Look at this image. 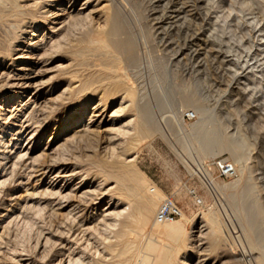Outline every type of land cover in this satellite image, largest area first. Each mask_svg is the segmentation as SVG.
<instances>
[{
  "label": "rangeland",
  "instance_id": "obj_1",
  "mask_svg": "<svg viewBox=\"0 0 264 264\" xmlns=\"http://www.w3.org/2000/svg\"><path fill=\"white\" fill-rule=\"evenodd\" d=\"M82 1L76 3L77 8ZM106 1L92 0L95 5L92 4L90 20L80 19L77 26L75 25V31H72V38L84 39L81 48L85 54L83 52L79 55L71 53L68 54L69 56L63 55L62 57L66 59L65 63L68 64L66 73L63 72L64 70L43 73L41 79L48 81L47 87L42 92L45 100H42L38 106L33 107L34 105L30 104L21 108L20 112L15 113L17 115L15 119L25 117L36 125L38 122L35 119L40 123L44 121L47 126L35 139L38 146L37 154L49 145L58 144L59 147H68L65 156L70 159L79 158L81 160L79 168L83 172L97 174L101 183L96 182L95 185L98 183L97 185L102 188L101 191L107 190L114 183L113 178L109 179L105 173H102L99 161L108 157L112 151L120 154L123 149H126L125 156L128 160L133 156L132 167L138 182L145 184L144 192H147L149 187H155L162 194L151 219L140 226L139 224L132 226L137 232L136 243L141 241L140 243L143 244L149 238L163 245L191 243L193 255L199 257L198 253L203 252L200 256L202 259L206 258L207 264L215 262L259 264V256L264 249V216L258 214L255 203L258 200L264 206V0H186V3L183 2L185 0H179V6H186V13L183 20H179L176 25L172 23L169 0ZM113 15L121 24V40L129 42L130 49L118 52L111 48L100 47L98 44L91 46L93 43L89 41L90 26L101 28ZM0 17V38L3 39V41L0 39V42L8 44L21 34V26L27 19L23 16L13 20L6 16ZM185 27H188V30ZM40 31L44 30L41 28ZM22 39L25 40L23 36ZM12 58L2 60L4 65L0 66V102L7 100L8 105L16 101L10 100L11 92L3 87L6 75L1 77V72L6 71L10 74L13 73L11 70H14V67L20 66V62L12 63ZM123 72L128 74L127 82L136 92L132 99L125 96L122 91L118 95L113 94L115 77ZM69 80L76 82L74 85L78 84L76 80L89 81L94 94L93 98L86 99L79 107L74 106L72 111L68 110L71 106L70 93L67 91L62 93L70 83ZM50 88L51 100H48L47 90ZM105 94L110 95L108 99L103 97ZM190 94H194L200 104L210 111L213 122L211 126L215 127L219 123L222 125V132L230 137L229 146L233 151L241 156L250 157L247 175L245 173L246 176L241 184L236 185L238 187L235 186L236 183L233 184L236 176L222 178L213 166V163L220 159L233 163L234 157L231 152L223 150L212 156H200L196 152L192 136L179 128V115L186 111H195V106H188L185 109L181 107L185 97ZM26 95L24 93L20 101L26 100ZM102 97L104 98L102 107L106 105L109 114L112 110L120 108L121 101L123 103L126 101L129 106L119 111L121 114L116 113L120 115L113 117L114 125L100 124L99 120L91 122L88 124L90 130L88 134L75 136L68 141L64 140L65 134L70 132L69 128L75 124L76 119L78 120L73 113L76 112L78 115L81 110L91 107ZM135 104L137 107L147 106L148 112L154 115L153 117L156 116V120L161 124L165 132L164 136L134 137L127 132L125 125L121 127L127 117L128 119L135 117L137 108ZM196 115L197 118L193 121L184 120L188 130L198 121L199 116L197 113ZM86 119L87 117L83 122L79 121L80 123L72 127L75 128L84 122V124L88 123ZM12 121L3 119L0 133L5 132ZM17 129L0 137L2 153L8 154L12 151L15 141L19 139ZM179 139H182L184 144L180 143ZM43 158L41 155L40 160L42 161ZM17 163L18 167H14L12 178L0 182V235L2 234L0 264H61V262L74 264L73 262L76 263L80 259L78 264L83 261L85 262L81 264H94L95 260L106 256L107 244L114 239L119 225L113 227L112 224L96 222L94 213L108 203L109 193L98 205L92 202L91 196L86 197L87 199L82 201V206L80 205L76 211L78 213L73 214V219L72 215L69 216L64 210L58 209L52 197L44 191L47 179H29V169L24 167L25 170L19 162ZM200 165L212 170L216 181L228 184V187L218 190V195L212 190L214 198L204 179L194 172V167ZM19 178L26 183L19 186ZM90 181L94 179H87V182ZM114 192L120 193L117 188ZM239 192H243L242 200L247 204V206L244 204V207L250 210L247 213L254 222L258 244L256 247L251 246L244 230L245 220L237 212L238 200L235 199V195ZM41 193H46L43 194L45 197ZM166 197H171L183 211L182 217L175 219L183 224L185 230L179 238L180 242L179 240L174 242L154 227L156 212ZM250 203L252 206L253 203L255 204L253 206L255 210L250 207ZM211 206L221 208L222 228L216 233L206 215ZM82 221L83 225H81ZM118 243L119 246L123 245L122 241ZM78 254L79 259L75 260ZM69 256L74 261H69Z\"/></svg>",
  "mask_w": 264,
  "mask_h": 264
},
{
  "label": "bare ground",
  "instance_id": "obj_2",
  "mask_svg": "<svg viewBox=\"0 0 264 264\" xmlns=\"http://www.w3.org/2000/svg\"><path fill=\"white\" fill-rule=\"evenodd\" d=\"M78 1L79 0H0V16H6L7 18H11L12 20L17 19L18 17H21V16H23L27 19L26 21L23 22V24L21 23L22 24V26H21L22 31H21V34L19 36H17L15 39H12V41L9 42L8 44H6V43L4 44V43L0 42V66L4 65V62L2 60L12 58V57H13L12 63L20 62V66L14 67V70L10 69L11 71H13V73L8 74L9 72L7 73L6 71L1 72V77H3V75H6L3 87L7 88L6 91L11 92L10 100H15L16 102H14L13 104L11 103L12 105L11 104L8 105L9 102L7 100H5L4 102H0V126H2L1 121L3 119L7 120V121H12L13 119H15V117L17 116V115H15V113L20 112L21 108L27 107L30 104L34 105L33 107H35V106H38L42 100H45L42 97V92H43V89L47 87L48 81L45 79L42 80L41 75H43V73H45V72H57V71H63V70H64L63 72L66 73L65 70L67 69L68 64L65 63L66 59L64 57H62L63 55L69 56L68 55L69 53L79 55V54L84 52L83 48H81L82 44H84V39H82V38L78 39V38H74V37L72 38L71 35H73L72 31H75L74 30L75 25L78 23V21L80 19H82V21L83 20H86V21L90 20L89 18L91 16V12L93 9V8L91 9L93 3H92V0H83L81 2V5L77 8L76 3ZM183 2L186 3V0ZM180 3H181V1H180ZM111 4H113V3H111ZM93 5H95V4H93ZM185 7L179 6V0H169V11L171 13L170 15H172L171 18L173 19L172 20L173 24L176 25V23L184 17V14L186 13ZM167 10H168V8H167ZM166 13H167V11H166ZM92 18H94V17H92ZM92 18H91V20H92ZM109 18L110 19H108L107 22L105 24H103V27H101V28L100 27L99 28L98 27L93 28V26H90V35H89L90 40L89 41L91 43H93V44H91V46L94 44H98L100 47H105L108 49L111 48V49H114L115 51H118V52H121L123 49H127V48L130 49V43L127 41L121 40V37H120V35H121V24L117 21V19L115 18L114 15L112 17H109ZM169 19H167V20H169ZM86 21H85V23H86ZM93 21L95 23V20H93ZM102 21H100V22H102ZM10 22H12V21H10ZM16 22H19V21H16ZM90 22H92V21H90ZM121 22H123V21H121ZM103 23H104V21H103ZM179 23L182 24V22H179ZM13 25H14V23H13ZM78 26H80V25H78ZM16 28H17V26H16ZM41 28L44 31H40ZM156 28H158V27H156ZM183 28H184V26H183ZM179 29H180V27H179ZM185 29L188 30V27L187 28L185 27ZM162 31H164V30H162ZM76 32H78V31H76ZM77 34L78 33H76V35ZM161 34H162V32H161ZM22 36L25 39L24 41H23V39L21 40ZM159 38H161V37H159ZM163 39H164V37H163ZM1 40L3 41V39H1ZM171 44H172V42H171ZM87 49H89V48H87ZM203 50H204V48H203ZM84 54H85V52H84ZM127 58H128V56H127ZM120 60H122V59H120ZM175 61H177V60H175ZM91 63H92V61H91ZM76 65H78V63ZM87 65H88V63H87ZM96 66H98V65H96ZM246 70H248V69H246ZM127 75L125 74V72H123V73H119L118 76L115 77V90H114L113 94L118 95V93L122 91L125 96H128L129 98L132 99V98H134L136 92L133 90V88H131L129 86V84L127 82V79H128ZM95 80H96V78H95ZM76 81L78 84L74 85V83H76V82L71 80L70 83L67 84V87H65L62 90V93L66 92V91L70 93V100L69 101H71L70 102L71 106L68 109L70 111H72L74 109V106L79 107L86 99L89 100V99L93 98V95H94V94H92L93 92L91 90V87H90L91 84L89 81H81V80H76ZM189 88H188V90H189ZM51 92H52L51 88L47 90V93L49 94V96L47 97L48 100H51V97H50ZM60 92H61V90H60ZM24 93L27 94L26 95L27 99L26 100L24 99L25 101L24 100L20 101V98H22V95H24ZM123 94H121V95H123ZM108 96H110V95H108ZM108 96L106 94L103 95V97H106V99H108ZM103 97L99 100L97 99L98 101L95 99L97 102H95L91 107H89V108L87 107V108H85V110H81L78 115L76 112L73 113L75 115V118H78V120L77 119L75 120V122H74L75 124H73V125H77V123L79 121L83 122V120L86 117H87L86 120H88V123L84 124L85 123L84 122V123L78 124L77 127L74 126L75 128L72 127L73 125L72 126L70 125L71 128H73V129L69 128L70 132L65 134L64 140L68 141L71 138H74L75 136L82 135V134H88L90 132V130L88 128L89 127L88 124L91 122H96L99 120L100 124L111 123L112 125H114L115 122H114L113 117H115V115H120L121 112H119V111H122L123 109H125L126 107L129 106V104H126L127 103L126 101L124 103L121 101V103H123L124 106H122V104L119 102L120 108L118 107L117 110L111 109L112 112L109 114L106 105H103L105 107H102L103 100H104ZM142 98H143V96H142ZM116 100H117V98H116ZM135 105L137 107V104H135ZM188 106H193V107L195 106L194 112L198 114L199 119H198V121L193 123L191 126V129L188 130L186 125H185L184 119H183L184 114L181 113V115H179V118H178L179 128L182 129L183 131L189 133L192 136L193 140L195 141L196 152L200 156H205V155H211L212 156V155L219 153L223 150L230 151L232 156L234 157L233 165H234L235 173H236V175H235L236 179H234L235 181L233 180V182H234L233 184L236 183L235 186L241 184V181L247 175L246 170L248 169V160H250V157L248 155L241 156L237 152L233 151V148H231L229 146L230 137L228 135H226L224 132H222V125H220V123H219V124H216L215 127L211 126V125H213V122L211 120L210 111L205 106L200 104L199 99L194 94H190V95L186 96L185 99L183 100V102L181 103V107L184 109H185V107H188ZM117 112H119L120 114L119 113L116 114ZM134 115H135V117H133V118L128 119V117H127V120L125 121L123 126L121 125V127H124V125L127 127V128L126 127L125 128L127 129V132L131 134V136L134 135V137L145 138V137L156 136V135H159V136L165 135V132L163 131L161 124L155 118L156 116L153 117L154 115L152 116L148 112V108L146 105H142L140 107L138 106L136 108V112ZM123 118H124V116H123ZM35 120H37V122L40 123L38 121V119H35ZM30 121L31 120H29L25 117L15 119L10 123V126L5 129L6 130L5 132L1 131V133H0L1 134L0 137H4V136H6V134H10L11 131H14L18 128L16 133L19 136V139L17 141H15L16 143H15L11 152H8V154H5V152L2 153L0 151V156H2V157H0V182H3L4 180L9 179L10 177L12 178V175L14 174L13 169L15 166H17L16 165V164H18L17 162H19V165L21 164L23 166V168L25 167V168L29 169V173H28L29 179H32V178H34V179L35 178L47 179V182L45 183L46 185L44 187V191L46 193H48L47 194L48 196L52 197L53 202L55 203V205L57 206L58 209L64 210L65 214H67L69 216L72 215L71 217L73 219H74L73 214L78 213L76 211H78L80 205L82 206L81 203L86 197L91 196L90 199L92 200V202L94 201V204L98 205L99 203H101V201L105 197H107V195H108L107 193H109L110 199H109L108 203L106 205H104V207L101 208V210L96 211L94 213L95 220H96V222L105 223L108 225L112 224V226L113 225H119V229H118L116 235L114 236V239L109 237L113 240L109 241L107 244L106 256H103V257L95 260L94 264H207L206 258L202 259L200 256L201 253H203V252L198 253L199 257H195L193 255L192 246L190 245L191 243L190 244H181L182 243L181 242V243H176V245H163V244H160V243L154 241L152 238L147 239V237H146L147 240L143 244L140 243L141 241L139 243H136L135 238L137 237V232L134 231L132 226L134 224H139V226H140V224L146 223L151 219V217L153 216V214L155 212V208H156L158 201L162 198V194H161V191L159 189H156L155 187H149L148 191L144 192L145 184L144 183L140 184L138 182V180L136 179V175H135V172H134L133 167H132V160H133L132 157L133 156L131 157V159L128 160L125 156L126 149L125 150L123 149L122 153H120V154H116L114 151H112L108 157L101 159L99 161L100 162L99 164L101 165L102 173H105V176H107L109 179L113 178V183H114V185L112 184V186L109 187L107 190L101 191L102 188H100V186L97 185L98 183L95 185L96 182L101 181L97 174L91 175L90 172H88V171L83 172L79 168L80 167L79 163H81V160L79 158L75 157L74 159H72V157H71V159H70V158L65 156V153H66L68 147L67 148L64 146L59 147L58 144L49 145V146L45 147L44 151L42 150L41 153L37 154L38 153V146L36 144L35 139L37 138L38 134L46 128L47 125L45 123H43L44 121H42V123H40V124L37 123V125H36V123L34 124V123H31ZM68 124L69 123H67V125ZM212 127H214V128H212ZM13 137H15V136H13ZM179 141H180V143L184 144L182 139H179ZM120 147H121V145H120ZM124 148H125V146H124ZM107 150H109V149L107 148ZM107 150H106V152H107ZM134 153H136V152H134ZM41 155H43V157H44L42 159V161L40 160ZM79 157H81V156H79ZM135 158H137V157H135ZM224 160H226V159H224ZM95 167H97V166H95ZM211 171L208 167H206L204 165H200L199 167H197V166L194 167V172L204 179L207 186L209 187L211 195H213V198H214V194H213L214 192L212 190H215L216 194L218 195V190H220V189L222 190V189L228 187V184H221L218 181H216ZM245 173H246V175H245ZM99 176H100V174H99ZM146 178H147V176H146ZM19 179H20L18 182L19 186L26 183V182L22 181L23 180L22 178H19ZM87 179H94V181L87 182ZM99 183H101V182H99ZM235 186H234V189H236V187H238V186H236V187ZM104 187H103V190H104ZM116 188L119 189V191H120L119 194H117V192H114V190ZM121 190H123V191H121ZM227 190H228V188H227ZM28 193L30 194V192H28ZM46 193H43V194H46ZM246 194H244V195H246ZM117 195L119 197H116ZM253 195H254V193H253ZM242 196H243V192H239L238 195L237 194L235 195V199L238 200L237 201L238 205H236L237 206V212H238V214L243 216V218L245 220V224L243 223L244 224V230H245L246 234L248 235L251 246L256 247V246H258V244H257L256 238H255L256 230H255L254 222H253V219L250 218L249 214L247 213L250 210L248 211L247 208L245 209V207H244L245 203L242 200ZM254 201H255V199H254ZM254 203H253V206L256 204L255 206H256V210H257L258 214L261 216H264V206L261 204V202L257 200V203H255V204ZM248 204H249V202H248ZM245 205L247 206V204H245ZM250 205H251V203H250ZM84 206L85 205H83V207ZM253 206L251 205L250 207L253 208ZM55 210H57V209H55ZM87 212L89 213V211H87ZM257 212H256V214H257ZM75 215H77V214H75ZM206 215L208 217V220H209L211 226L214 229V233H216V231H219L222 228V225H221L222 221L220 219V216L222 215L221 214V208H215V207L211 206ZM66 217H68V216H66ZM78 219H80V218H78ZM67 220H69V219H67ZM182 220H183V218H182ZM7 221L9 222V220H7ZM83 224L84 223L82 221L81 225H83ZM147 224H145V225H147ZM154 227L157 228L158 231L160 230V233H162V235L172 239L174 242H178L180 236H182V234L185 233L183 224L177 220L167 221L164 223H158L155 221ZM104 233H102V234L104 235ZM211 233H212V231H211ZM109 234H112V233H109ZM109 234H108V236H111ZM97 235H98V233H97ZM144 235H145V233L143 234V237H144ZM106 238H108V237H106ZM131 240H133V241H131ZM73 241H75V240H73ZM104 241H105V239H104ZM119 241H122L123 245L119 246V243H118ZM2 242H3V240H2ZM179 242H180V240H179ZM197 245H198V243H197ZM86 247H88V246H86ZM68 249H69V247H68ZM85 249H87V248H85ZM95 249H96V247H95ZM194 249H196V248H194ZM251 249H253V248H251ZM96 251H97V249H96ZM60 252H61V250H60ZM79 256L80 255L78 254V258L76 257L75 260L79 259ZM68 259H69V261H74L70 256ZM83 259H84V257H83ZM78 261H81V259ZM78 261L76 262L77 264H78ZM84 262L85 261H83L81 263H84ZM73 263L76 264L75 262H73ZM90 263H91V261H90ZM61 264H62V262H61ZM65 264H67V263H65ZM69 264H70V262H69ZM213 264H219V262H215ZM259 264H264V249L261 250V254L259 256Z\"/></svg>",
  "mask_w": 264,
  "mask_h": 264
},
{
  "label": "built area",
  "instance_id": "obj_3",
  "mask_svg": "<svg viewBox=\"0 0 264 264\" xmlns=\"http://www.w3.org/2000/svg\"><path fill=\"white\" fill-rule=\"evenodd\" d=\"M197 118L194 111H186L183 119L185 121H193ZM218 175L222 178H231L235 176V168L233 163L225 161L224 159L217 160L213 163ZM183 211L181 207L171 198L166 197L163 199L158 207L155 215V221L158 223H164L167 221H173L177 218H181Z\"/></svg>",
  "mask_w": 264,
  "mask_h": 264
}]
</instances>
